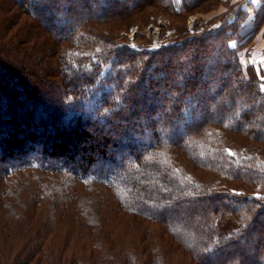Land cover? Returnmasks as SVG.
Masks as SVG:
<instances>
[{"label": "trees", "instance_id": "1", "mask_svg": "<svg viewBox=\"0 0 264 264\" xmlns=\"http://www.w3.org/2000/svg\"><path fill=\"white\" fill-rule=\"evenodd\" d=\"M204 1H10L52 38L57 56L33 59L32 44L14 60L23 71L0 60V186L23 172L42 180L29 192L17 189L25 199L12 206L17 223L40 224L23 237L17 264H264V79L239 57L243 40L263 24V5L248 16L241 0L201 32L183 35L181 23L180 39L156 50L121 40L155 12L176 20ZM236 20L252 24L242 30ZM7 25L0 20L3 35ZM212 40L220 43L216 54ZM31 60L38 72L25 75ZM216 68L225 80L212 95ZM34 109L42 113L39 126L19 137L17 114L29 119ZM86 127L99 128L110 151L104 142L80 147L91 133ZM48 131L53 139H45ZM22 182L0 187V212ZM82 187L91 189V212L78 205ZM68 218L72 229L80 222L86 230L63 228ZM131 225L139 238H116Z\"/></svg>", "mask_w": 264, "mask_h": 264}, {"label": "rangeland", "instance_id": "2", "mask_svg": "<svg viewBox=\"0 0 264 264\" xmlns=\"http://www.w3.org/2000/svg\"><path fill=\"white\" fill-rule=\"evenodd\" d=\"M10 1L11 0H9L8 2V0H6L7 3H9L11 6H14ZM239 1L241 0H208V1L206 0L203 3H201L198 7H194L193 9H191V12H189L185 17L176 20H172V18L162 13L155 12V14L152 17H150V19L145 23H140L138 25L131 26L128 30L126 29V31H122V39H121L122 43L128 44L130 48L136 51L156 50L159 47H162L163 45H169L171 42L173 43L174 41L180 39L179 37H177L178 34L177 30L180 27L181 23L184 29L187 30V32L184 33L183 35H187L189 33L191 34L194 32H201L204 29L209 28L211 26L219 25L224 15L230 13L231 11H234V8L235 6H237L236 4ZM260 4H262L264 7V0H245L244 7L247 8L246 10L248 11V16L249 15L252 16L254 14L255 9L258 8ZM5 15H8L11 19L5 17ZM0 17H2L0 18V20L2 19L4 23L8 24L7 29L9 31H7L6 29L4 31V35L7 36L5 40L12 41L16 38L18 41L16 42V44L12 46L9 45L0 46V60L2 62H9V63L11 62L13 64H16L15 68L18 67L17 69L22 70V68L19 67L20 64H18V62H15L14 60H21L22 59L21 57L24 54V51L26 50V46L29 45L31 47L32 44H35L34 48H36V50L38 51V53L34 55L33 59H35L38 54H41L43 60H49V61L55 60L57 56L55 55L54 51L53 50L49 51L50 49L54 48L52 44L53 41L52 38L48 36V34L44 31V29L40 27L39 24H37L34 20H31L29 16H27L22 11V9L16 6L12 7L11 9H7L4 0H0ZM45 23L47 24L46 21ZM233 24H238L240 28L243 30L244 28H249L252 22H248L244 27H241L243 26L241 20H236L233 22ZM263 25H264V17H263V24L261 25V27L259 26V29L256 31V34H254L253 37H251L249 40L248 37L243 40L244 43L239 49V57H240V61L243 63L244 61L245 62L249 61L250 63H252L254 67L261 73L264 79V67H262L260 64H257L254 61L255 60L254 45L256 46L257 45L256 42L260 40L261 37H264V35L261 36V34L264 33ZM4 35L0 33V45H2V42L5 41L4 38H2ZM47 38H49L50 41L46 43L47 45L45 44L41 46V43L44 42V39ZM209 40L210 39H208V41ZM209 43L210 45L208 48L209 50H212L210 52L216 54L215 50L219 49L218 47L220 43L214 40L210 41ZM20 47L24 50L22 51V53L19 51ZM181 55H185V53L180 51L178 54L179 58ZM33 61L34 60H31L28 63H23V69H24L23 73L25 75H28L26 73H29L31 70L35 71V69L37 68ZM38 63L40 62L37 60V64ZM210 63H212V60L210 61ZM185 67L188 68L189 65L186 64ZM35 72L32 73L34 74ZM205 72H208L207 69H204V73ZM214 72H215V77L218 79H216L212 83V86H210L209 91H211L212 95H214L213 94L214 90H216L217 87L219 88L221 86L220 83L224 82L223 80H225V79L222 80V76L225 72L223 71V69L216 68ZM39 74L42 75L41 72ZM36 84L38 85V83ZM262 85H264V80ZM39 86L41 90L42 86L41 85ZM46 90H48V88ZM35 101L36 100H31V102L37 105V102ZM168 101L169 100H167V102ZM13 109H16V107H14ZM212 109H213V105H212ZM34 110L36 113L33 112L32 110V113L28 116L29 119L27 117L22 116L21 114H17L18 116H20L19 117L20 122H18L19 137H21V135L24 134L33 125L35 121H37L39 126L40 120L38 115L41 116L42 113L40 111H37V109ZM212 115L214 117L218 116L216 112H213ZM64 117L65 115L61 116V118ZM24 119H26V121H29L30 125H27V123L24 124L22 122L24 121ZM2 125L4 126L5 124ZM2 125H0V129L2 128ZM86 128L91 133H89L90 135L88 138H84L82 136V138L77 141L79 142L80 147L85 143L87 145H91L92 147H94V145L96 146L104 142V140H102L103 136L99 128H97V131H93L91 127H86ZM7 131L12 132L11 128H8ZM52 132L53 131L50 132L48 131V133H46V138H45L46 140L48 138H52V139L54 138ZM47 134H48V138H47ZM111 142L112 141L104 142L108 146L109 151H110ZM79 153L81 154V151H79ZM115 156L116 158H119V155L117 153H115ZM6 161L7 160H3L4 163ZM1 179H3V176H0V185H1ZM14 180H16V182L18 180L23 182L21 184H17L15 188L16 196L15 194L12 195L6 194L8 196L7 197L8 201L5 200V203L3 204V206H1L3 209L0 212V264H17L16 261L19 259V254L21 252L25 254V249L22 246L25 245L24 241L26 239H23V237L25 236L26 238L30 239V235L35 230H38L40 227L39 221L36 218L33 219L25 218L24 219L25 225L18 224L17 220L19 218L16 212L12 210V206H17L18 204L23 203L25 201V199L18 197L20 192L17 191V189L22 186L24 190L29 192L32 188L39 187L40 184L42 183V180H40V176L26 172L20 173L19 175L16 176L12 175L6 180L5 186L4 187L0 186V187L3 190L6 186H11L12 181ZM54 185L55 184L50 182L48 186H54ZM89 190L91 191L90 188H83V187L80 188V191L78 190L79 193L84 194L83 197L79 195L81 199L78 198V205H80L79 206L80 208L85 207V209H87L88 211H90L89 209L91 208V202H93L92 194ZM0 196H1V191H0ZM17 209H19V207H17ZM88 211L86 212L88 213ZM180 211H181L179 212L180 214L184 213L182 210ZM27 221H30V223H28ZM60 223L62 224V227L64 225L63 228L67 229L69 224L71 226V223L74 222L72 221L71 218H68L61 220ZM73 226H75L76 228L72 229L71 226V231H74L78 234H82L83 231L86 230L84 228V225H82L80 222L78 225H73ZM118 229L119 232L116 231V233L119 235L116 236L117 239L120 236H123L122 237L123 241H128V239L132 240L131 234H133V236L136 235L139 238V230L137 228H132V225L130 227L128 226L127 233L126 232L120 233V229L123 228L119 227ZM101 230H94V231L96 233H101ZM158 237H155L154 244L156 246L160 244H161L160 246H163L162 244L163 240L161 238L159 239ZM30 245H32V243L28 244V246Z\"/></svg>", "mask_w": 264, "mask_h": 264}, {"label": "crops", "instance_id": "3", "mask_svg": "<svg viewBox=\"0 0 264 264\" xmlns=\"http://www.w3.org/2000/svg\"><path fill=\"white\" fill-rule=\"evenodd\" d=\"M263 32H264V25H263ZM264 33L261 34L263 36ZM257 45H254V54H255V62L257 64H260L262 67H264V37H261L260 40H258ZM260 45V46H259Z\"/></svg>", "mask_w": 264, "mask_h": 264}, {"label": "snow or ice", "instance_id": "4", "mask_svg": "<svg viewBox=\"0 0 264 264\" xmlns=\"http://www.w3.org/2000/svg\"><path fill=\"white\" fill-rule=\"evenodd\" d=\"M261 89L264 90V85H261Z\"/></svg>", "mask_w": 264, "mask_h": 264}]
</instances>
